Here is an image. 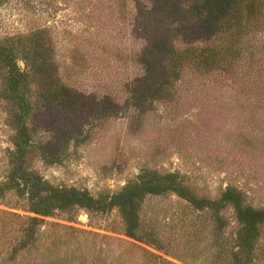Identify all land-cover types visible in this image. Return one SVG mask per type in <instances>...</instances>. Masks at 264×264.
<instances>
[{
	"label": "rangeland",
	"instance_id": "obj_1",
	"mask_svg": "<svg viewBox=\"0 0 264 264\" xmlns=\"http://www.w3.org/2000/svg\"><path fill=\"white\" fill-rule=\"evenodd\" d=\"M194 1L0 0V38L48 29L59 76L74 97L28 117L36 145L29 169L94 197L118 191L142 169L175 172L199 197L215 199L232 186L247 204L264 207V28L245 35L230 72L187 66L172 99L132 105L131 87L152 79L141 59L152 61L157 43L167 50L218 44L193 14ZM104 103L128 112L104 117ZM11 109L0 93V181L14 151ZM21 203L12 193L0 203V264H209L215 254L201 215L170 195L143 204L165 253L124 235L116 210H78L72 221L56 211L41 218L30 252L11 262L31 215ZM223 214L229 236L233 213Z\"/></svg>",
	"mask_w": 264,
	"mask_h": 264
},
{
	"label": "trees",
	"instance_id": "obj_2",
	"mask_svg": "<svg viewBox=\"0 0 264 264\" xmlns=\"http://www.w3.org/2000/svg\"><path fill=\"white\" fill-rule=\"evenodd\" d=\"M190 7L218 44L167 50L165 42L157 43L156 57L152 61L141 59L152 79L131 87L133 106L172 99L187 66L203 73L230 72L242 54L245 35L253 36L264 28V0H195ZM0 86L1 96L13 107L10 124L14 129L13 157L5 180L0 181V203L12 193L22 202L20 207L31 214L24 218L20 237L11 246V262L30 252L43 223L41 218L51 217L56 211L72 221L78 210H116L124 235L165 253L167 248L158 227L143 219V204L148 197L170 195L198 212L202 225L208 227L215 251L209 264H258L264 258V207L247 204L243 192L235 187L226 186L215 199L199 197L178 173L142 169L118 191L94 197L86 190L51 185L29 169L27 159L36 145L26 124L28 117L42 106H64L74 98L59 76L48 29L0 38ZM102 109L104 117L128 112L109 103H104ZM227 210L232 211L235 221L229 236L225 235L228 220L223 214Z\"/></svg>",
	"mask_w": 264,
	"mask_h": 264
}]
</instances>
